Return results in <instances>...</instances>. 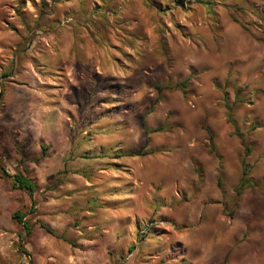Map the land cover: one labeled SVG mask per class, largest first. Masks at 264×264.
<instances>
[{
  "label": "rangeland",
  "instance_id": "1",
  "mask_svg": "<svg viewBox=\"0 0 264 264\" xmlns=\"http://www.w3.org/2000/svg\"><path fill=\"white\" fill-rule=\"evenodd\" d=\"M108 207L145 222L85 243ZM146 252L264 264V0H0V264Z\"/></svg>",
  "mask_w": 264,
  "mask_h": 264
},
{
  "label": "crops",
  "instance_id": "2",
  "mask_svg": "<svg viewBox=\"0 0 264 264\" xmlns=\"http://www.w3.org/2000/svg\"><path fill=\"white\" fill-rule=\"evenodd\" d=\"M97 147V146H96ZM45 162H43V165ZM28 178L33 180L32 170L30 168L26 171ZM43 175H52V169L50 167H44L42 170ZM134 190H130L133 193ZM143 213H148L143 210ZM76 215H80L79 212L75 211V209L71 213V217ZM84 215V214H83ZM69 217V218H71ZM83 217L84 223L80 225L81 227H88L90 231V240L86 237L83 238L85 243H90L91 245H100L105 246H115L122 243H130L132 241L133 236V224H140L143 221V214L137 215L133 210H124L123 212L116 211L112 207H108V209L104 212L101 209H96L91 213V220L85 219ZM124 223L122 226L120 222ZM97 230V231H96ZM54 233V232H53ZM181 240V239H179ZM150 241V240H149ZM148 240L145 241L144 246L149 243ZM158 253H148L146 252L143 255L144 264H153L154 261L158 260ZM91 264H110V261L106 258L102 253L100 254H92L91 256Z\"/></svg>",
  "mask_w": 264,
  "mask_h": 264
},
{
  "label": "trees",
  "instance_id": "3",
  "mask_svg": "<svg viewBox=\"0 0 264 264\" xmlns=\"http://www.w3.org/2000/svg\"><path fill=\"white\" fill-rule=\"evenodd\" d=\"M42 150H44V148H42ZM248 153V148H245V155ZM136 156H138V154H136ZM241 168H242V174H241V178H240V181H239V190L236 192L237 195H241V192H243V190H245V188H249L250 187V183H248L247 181V177H248V171H247V168L244 164V161H241ZM3 175L4 177H6L7 179L10 180V187L12 190H18V191H23V192H26L29 196V198L31 199V204H33V194H34V191H35V185L34 183L29 179L27 178L25 175H23L22 173L20 172H15L14 174L12 175H9V174H6L3 172ZM218 184V187H220V182L218 180L217 182ZM23 215H21L20 212H15L13 215H12V219L22 225L24 227V229L29 232V227L23 222ZM40 227L42 229H44L48 234L52 235V236H55V234L53 233V231L44 226V225H40Z\"/></svg>",
  "mask_w": 264,
  "mask_h": 264
}]
</instances>
